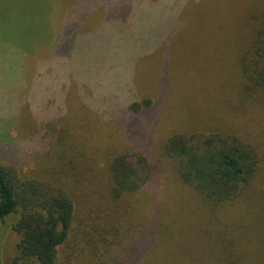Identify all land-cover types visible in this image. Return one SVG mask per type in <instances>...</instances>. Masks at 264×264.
I'll return each instance as SVG.
<instances>
[{
    "label": "trees",
    "instance_id": "trees-1",
    "mask_svg": "<svg viewBox=\"0 0 264 264\" xmlns=\"http://www.w3.org/2000/svg\"><path fill=\"white\" fill-rule=\"evenodd\" d=\"M135 1L109 0L105 3L106 15L112 21L120 10L124 14L121 16L130 18L126 14ZM83 2L73 4L74 14L60 26L66 31H59L55 41L59 47L58 55L54 52L55 61L58 56L65 59L64 65L58 61L61 78L68 51L79 43L80 35L88 32L83 31L85 18L79 16L84 13ZM87 4L94 12L100 7ZM263 4L253 0L245 17L238 19L241 32L234 42L233 98L222 104L230 109L264 110V22L257 29L248 21V14L255 16L256 10L264 9ZM173 7L175 16L168 33L175 36L187 20L199 19V0H180ZM259 14L264 18V12ZM165 37L149 32L145 35L146 42L154 47L165 42ZM96 61L94 66H99L101 62ZM127 69L126 76L116 84L124 77L128 80L129 75L134 77L137 65L130 63ZM134 80L130 79L128 86L119 85L120 93L116 94L110 88L105 93L104 85L96 81V93H90L93 98L87 96L82 83L75 86L76 90L83 89L82 95L91 103L79 99L91 120L98 118L104 125L118 120L115 129L119 134L122 128L123 134L121 143L87 148L90 164L81 159L86 147L65 144L73 148L71 156L75 157L67 161L69 169L73 164L88 168L84 169V178L83 172H78L74 182L68 184L69 188L79 186L75 197L65 188V182L58 180L54 185L42 177L23 178L14 166L7 167L0 161V246L4 248L9 229L20 237L13 247L14 255L7 256L12 257L9 264H163L152 257V252L168 243L163 241L168 219L181 213L177 210L180 200L190 207L187 219L209 264H254L256 256L264 258V134L257 137V132L254 136L248 128L242 134L223 119L218 120V128L206 131L202 123L207 115L202 111L199 130L169 128L157 118L155 133L149 137L143 130L162 109L163 97L158 102L141 97ZM109 100L114 101L110 106ZM68 109L67 101L55 108L51 115L55 125L38 132L23 150H32V156L35 151L52 152L51 147L62 144L56 137V126L65 127L61 122ZM252 116L257 120L255 114ZM10 155L14 157L10 160L18 163L20 152ZM2 248L0 264H8L3 261Z\"/></svg>",
    "mask_w": 264,
    "mask_h": 264
},
{
    "label": "rangeland",
    "instance_id": "rangeland-1",
    "mask_svg": "<svg viewBox=\"0 0 264 264\" xmlns=\"http://www.w3.org/2000/svg\"><path fill=\"white\" fill-rule=\"evenodd\" d=\"M79 1L82 0H0V161L7 167L14 166L23 178L42 177L50 179L54 185H58V180L65 182V188L74 197L79 194L76 192L79 186L75 187L74 184L69 188L68 184L74 182L78 172H83L81 177L85 176L84 169L88 168L73 164L77 169L74 170L73 165V169H69L67 161L75 157L71 156L73 148H67V145L70 146L68 143L86 147L81 159L85 158V164H90L92 159L85 152L87 148L91 145L103 148L110 143H121L123 139L122 128L119 134L115 129L118 120L107 125L98 118L91 120L89 112L80 105L79 99H84L91 106L89 99L81 93L83 89L76 90L81 84L74 79L77 69H81L83 75L91 76L87 61L83 58H91L84 41H79L68 51L69 58L62 77L64 81L58 73V61L64 65L65 59L58 56V61H55L54 52L58 55L59 50L55 41L59 31H66L60 26L74 14L73 4L75 6ZM83 1L84 13H79V16L85 18L91 13L87 3L91 6L98 4L102 8L103 2L109 0ZM252 1L199 0V19L187 20L180 32L177 31L175 36L168 33L165 42L159 46H152L150 41L146 42L145 35L139 33L134 34L136 38L132 47L125 41L124 46L127 47L124 48L123 65L125 69L129 68L130 63L137 65L134 82L140 96L157 102L163 97L162 109L151 117V120L154 118L153 122L147 124L143 130L145 134L150 137L155 133L157 118L169 128L199 130V114L202 111L207 115L202 123L206 131L218 128L219 121L223 119L232 122L242 134L247 132L246 128L251 129L254 136L259 132L257 137L264 134V110L230 109L222 105L223 101L228 104L233 98L230 86L237 52L234 42L241 32L238 19L245 17L246 8ZM259 1L264 3V0ZM256 11L253 17L251 13L248 14V21L258 29L264 22L259 12H264V9ZM106 17L108 19L109 15L98 13L83 19V31L93 32L97 40H104ZM128 19L141 20L135 16L120 18L130 26ZM102 20L105 23L99 25ZM95 22L99 26L91 24ZM168 23L172 24L173 20L169 18ZM108 24L114 26L110 18ZM70 39L68 36L72 44ZM90 46L98 49L93 44ZM120 46V41L114 39L108 47L92 54L96 63L101 62L102 55L108 56V60L101 62L105 72L116 73L120 67L119 59L110 55ZM108 77L97 76L103 81ZM134 77L129 75L128 80L124 77V87L130 85L129 80ZM82 85L87 96L93 98L85 88L89 85L84 82ZM124 87L122 90H125ZM117 91L118 88H113L112 93L116 94ZM63 101H67L69 106L68 115L61 122L65 127L56 126V137L62 144L51 147L52 152L35 151L31 156L32 150H23L25 144L38 132L55 125L51 115ZM113 102L109 100L108 106ZM252 114L257 116V120H252ZM64 145L66 149L61 148ZM13 152H20L18 163L10 160L14 158L10 155ZM187 209H190L189 205L180 200L177 210L181 213L173 214L168 219L166 237L163 239L168 243L165 247L157 246L152 252V257L159 258L163 264H209L207 254L199 246V239L192 234ZM19 239V235L11 229L5 233V246H0V250L2 248L3 261L7 260L8 264L12 257L7 259V256L14 255L13 247ZM254 264H264V258L256 256Z\"/></svg>",
    "mask_w": 264,
    "mask_h": 264
},
{
    "label": "crops",
    "instance_id": "crops-1",
    "mask_svg": "<svg viewBox=\"0 0 264 264\" xmlns=\"http://www.w3.org/2000/svg\"><path fill=\"white\" fill-rule=\"evenodd\" d=\"M119 1V0H118ZM180 2L177 0H136L134 2V7L132 6V10L130 9L126 15H130V17H139L141 18L140 21L136 20H131V25L127 26L125 24V20H120V18L125 17L121 16L124 14H120V10L116 11V14L113 16L114 18L112 19V22L114 23V26L112 27L111 25L108 24L107 17L105 18L106 26H105V36L106 38L104 40H97L96 39V34L93 32H86L84 35H80V41H84L87 49L89 50L91 54V58H86L83 57L87 61L88 69L89 72L91 73V76L88 75H83L81 72V69H77L78 72L75 70L74 74V79L80 84V83H85L89 85L87 88L90 92L93 90V92L96 93V89L94 87V84L96 81H99V83H102L104 85V89H106L104 92H107V88H110L112 92L113 88H116L119 85L123 84V81L119 84V80L121 81L123 76L125 75V72L128 71V69H125L123 63H122V58H123V50H124V44L125 41L128 43V45L133 46V40L130 38L132 34H140L142 33L143 35L147 36V33L149 32L150 34H156V36H159L160 38H164L166 34L171 30V23H168L169 18L172 20L174 19V11L176 10L175 7L178 5ZM105 6V8H104ZM98 13H102L105 16L107 13V7L106 4H102V8L99 7L98 10L91 11L90 15L85 17V19H88L89 16ZM108 14V13H107ZM119 14V16H118ZM118 16V17H117ZM104 20L101 21V24L105 23ZM98 22L91 23L94 26H99L97 25ZM117 39L120 41V47L117 48V50L113 53L110 54L112 56H115L116 58L119 59L120 62V67L116 69V73L113 71H104L103 68L101 67V64L99 66H94L95 58L92 56V54L100 49L106 48L110 45L111 41ZM82 43V44H84ZM91 44L97 46L98 49H92ZM129 46V47H131ZM104 60H108V56L105 55L103 56ZM80 72V73H79ZM80 75H79V74ZM82 74V75H81ZM106 75H109L108 78L103 80H99L97 76L104 77ZM119 81V82H120ZM108 86V87H107ZM120 88L121 86L118 87L117 93H120Z\"/></svg>",
    "mask_w": 264,
    "mask_h": 264
}]
</instances>
